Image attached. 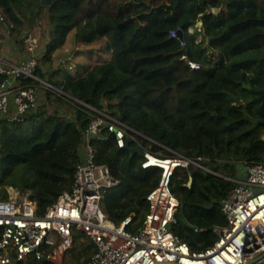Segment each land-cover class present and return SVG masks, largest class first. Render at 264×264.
Listing matches in <instances>:
<instances>
[{
    "label": "trees",
    "instance_id": "trees-1",
    "mask_svg": "<svg viewBox=\"0 0 264 264\" xmlns=\"http://www.w3.org/2000/svg\"><path fill=\"white\" fill-rule=\"evenodd\" d=\"M0 11L5 16L0 25L19 44L47 18L51 40L43 62L52 61L74 29L82 43L105 40L113 50L109 59L78 76L50 81L94 107L107 106L156 141L139 136L153 153L201 157L203 165L231 177L243 161L264 155V104L253 92L264 89V0H0ZM199 22L205 31L190 33ZM172 29H180L185 45L171 37ZM189 60L201 68L192 69ZM44 69L38 75L49 80L54 70ZM54 98L66 101L48 91L37 109L0 122V198L8 197L7 186L30 192L40 213L71 188L89 123L86 110L73 105L69 117V111L50 105ZM95 146L97 163L119 181L105 192L104 211L116 223L132 213L142 219L162 169L143 168V155L119 147L109 134ZM214 172L193 164L177 168L171 179L180 201L173 230L196 250L211 246L214 227L226 224L222 201L235 182ZM184 217L200 230L187 226ZM95 248L77 231L70 252L87 264ZM28 259L17 264L53 263Z\"/></svg>",
    "mask_w": 264,
    "mask_h": 264
},
{
    "label": "built area",
    "instance_id": "built-area-1",
    "mask_svg": "<svg viewBox=\"0 0 264 264\" xmlns=\"http://www.w3.org/2000/svg\"><path fill=\"white\" fill-rule=\"evenodd\" d=\"M4 21L0 11V22ZM202 25L199 22L194 27L204 32ZM194 27H189L190 33L195 32ZM40 30L37 26L24 34L25 51L19 60L0 53V122L2 117L14 119L37 109L51 91L86 110L89 123L71 188L44 213L39 212L30 192L7 186L8 197L0 198V264H17L32 257L58 262L72 249L77 231L96 247L87 264H264V155L257 161H243L239 176L225 177L235 182L222 201L226 224L214 227L217 239L211 246L193 249L173 230L180 201L171 179L180 167L194 164L206 168L202 158L174 150L169 155L155 154L139 138L140 132L110 111L41 78L38 68L43 64L45 44ZM5 35L10 37L8 31ZM170 35L185 45L180 29H172ZM189 64L192 69L201 68L196 61L189 60ZM111 133L119 147L135 141L131 146L144 148L143 168L162 169L158 186L147 195L148 211L142 219L132 213L116 223L103 209L105 192L119 181L107 165L97 163L95 141Z\"/></svg>",
    "mask_w": 264,
    "mask_h": 264
},
{
    "label": "rangeland",
    "instance_id": "rangeland-1",
    "mask_svg": "<svg viewBox=\"0 0 264 264\" xmlns=\"http://www.w3.org/2000/svg\"><path fill=\"white\" fill-rule=\"evenodd\" d=\"M226 14V13H225ZM47 18H44L41 20L39 23V26L41 27L42 34L44 37V48L45 52L48 51V43L51 40V29L50 26L47 25ZM201 24H199L200 26ZM194 27V26H193ZM4 29V27H3ZM195 32L199 29L194 27L193 29ZM77 30L74 29L72 30L66 39L65 44L63 46H60L57 48L55 51H53V59L52 61H47L43 62V64L49 65L48 67V73L51 74L53 71L56 72L51 75V78L49 77V80H62V79H68L72 76H78L82 73H84L86 70H88L92 65H94L97 62L104 61L105 59H109L113 55V50H109L106 48L105 40H100L91 44H85L79 41L76 37ZM11 38V37H8ZM203 39V34H200L198 36V42ZM79 41V42H78ZM14 43H17L15 40H13ZM260 43V41H257V44ZM17 46L19 50H23L22 52L24 53L25 51V46L24 43L20 42L17 43ZM1 51V50H0ZM42 64V65H43ZM44 97H42V101ZM50 105L53 107L59 106L64 112L69 111L70 113L68 114L69 117H72V112H73V105L74 103L69 102V101H61L58 100L57 98L53 100V103H50ZM107 111H110L107 106L104 108ZM111 112V111H110ZM112 113V112H111ZM120 120V119H119ZM139 132V131H138ZM142 138H145L147 140L155 141L144 134L140 133ZM156 142V141H155ZM205 165V164H204ZM198 166V165H196ZM199 168L205 170V171H210L211 169L205 166L206 168H203L201 166H198ZM242 167V166H241ZM217 175L224 176V177H231L226 174H222L220 172H214ZM228 173L231 175H235L234 171L232 168L228 170ZM240 174V172H239ZM238 173H236L235 177L239 176ZM234 178V177H233ZM22 191V190H21ZM23 192V191H22ZM177 224L173 226V228L176 227ZM73 248V247H72ZM26 262H29V259L25 260ZM52 264H80V262L76 261L70 252L68 253L58 262H53Z\"/></svg>",
    "mask_w": 264,
    "mask_h": 264
},
{
    "label": "crops",
    "instance_id": "crops-1",
    "mask_svg": "<svg viewBox=\"0 0 264 264\" xmlns=\"http://www.w3.org/2000/svg\"><path fill=\"white\" fill-rule=\"evenodd\" d=\"M0 50V53L13 61H17L23 56V50H19L17 43H14L12 38H8L5 35V30L2 25H0ZM43 66L45 68L44 71H48L49 65L44 63Z\"/></svg>",
    "mask_w": 264,
    "mask_h": 264
},
{
    "label": "water",
    "instance_id": "water-1",
    "mask_svg": "<svg viewBox=\"0 0 264 264\" xmlns=\"http://www.w3.org/2000/svg\"><path fill=\"white\" fill-rule=\"evenodd\" d=\"M42 3L49 4L51 3V0H42ZM246 86L248 88L252 87L251 84H248ZM253 92L256 94V96L254 97V100L258 102H262L264 104V89H253ZM110 136L112 138L116 137L115 133H111ZM126 148L131 152L132 155L136 153H141V154L144 153V148H142L141 146H137V147L131 146L130 142H128ZM191 185H192V178L190 182L188 183V186H191ZM184 222L190 228L195 229V230L198 229V227L196 225L191 224L186 217H184ZM171 264H176V263H171Z\"/></svg>",
    "mask_w": 264,
    "mask_h": 264
},
{
    "label": "clouds",
    "instance_id": "clouds-1",
    "mask_svg": "<svg viewBox=\"0 0 264 264\" xmlns=\"http://www.w3.org/2000/svg\"><path fill=\"white\" fill-rule=\"evenodd\" d=\"M200 35V34H199Z\"/></svg>",
    "mask_w": 264,
    "mask_h": 264
}]
</instances>
